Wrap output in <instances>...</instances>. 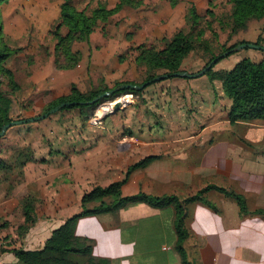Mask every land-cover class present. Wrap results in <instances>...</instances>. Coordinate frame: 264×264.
<instances>
[{"label":"crops","instance_id":"obj_1","mask_svg":"<svg viewBox=\"0 0 264 264\" xmlns=\"http://www.w3.org/2000/svg\"><path fill=\"white\" fill-rule=\"evenodd\" d=\"M142 6L143 4L137 8L125 6L119 13H122L125 21L123 22L126 25L135 24L138 19L133 17L131 12ZM170 6L173 7L171 4ZM179 12L177 11V15L173 12L169 19L164 20L168 22L166 25L161 22L162 30L154 32L158 34L156 35L158 38L167 32L168 28L180 27L183 24V18L185 23L186 13L180 15ZM146 23L147 21H141L140 25ZM133 30L129 32V36H126L122 51L147 42H142L140 40L142 38H139L135 29ZM146 35L150 36H144L145 39L152 37L153 33ZM77 42L74 43L73 49L81 52V63L84 55L75 47ZM241 58L230 62L232 63L230 68L225 69L224 63L217 64L215 67L216 72L225 71L221 80L215 77L213 85L215 92L211 89L204 92L212 100L209 107L211 115L207 116L200 125L192 124L193 136L166 140L158 138L150 144L151 146L146 147L142 146L147 143L146 140H136V142L128 143L127 146L114 147L107 144L106 155L103 150L101 155L95 154L98 151L92 150L93 147L90 151L87 148L90 145L84 146V151L80 155L72 153L70 156L67 154L57 156L49 147L47 157L45 153L42 154L34 148L33 160L29 161L25 167L24 177L22 176V185L15 181L16 170L0 168V219L10 221L11 218L21 217L23 223L21 200L26 196L38 198L37 221L27 232V238H21L18 235L17 224L11 223L4 229L14 227L16 234L12 237L19 239L17 245L12 244L9 247L13 249L43 248L55 229L61 227L68 218L82 211L81 199L85 193L96 185L107 186L96 182L104 174L108 178L114 166H118L113 165L115 164L112 162L114 156L120 157L116 164H120L123 169L126 168V171L121 172L122 175L115 178L113 182L126 178L132 164L147 156L158 155L157 159L130 173L122 187V195L129 197L143 192L158 196H178L185 208V226L189 234L184 246L192 264H264V119L231 123L229 113L232 100L225 95L223 87L226 73ZM263 58L252 59L258 62ZM80 63L72 69H60L56 65L57 71L52 65L48 66V70H44L45 79L31 76L30 80H33L39 89L53 88V86L60 88L63 84L74 81L69 90L54 97L52 99L54 100L69 94L72 84H77L72 72L80 67ZM58 73L61 81L56 77L59 76ZM187 82L180 81L179 84L184 86ZM19 85L21 88V84ZM205 85L210 87L208 83ZM110 130L111 128L108 127L106 132ZM6 134L4 136H7ZM51 145L54 143L52 142ZM103 147L101 145V148ZM140 152L143 154L139 155ZM34 161L39 162H37L38 173L31 176L28 168L35 163ZM209 185L241 193L246 199L249 213L242 214L238 201L217 188L204 193L206 201L184 202L185 199L196 195ZM44 198L46 201L41 208ZM175 217L176 210L172 205L154 207L145 202L127 201L112 212L80 217L76 233L92 242L93 254L96 257L108 258L111 264H183L176 248L178 234ZM148 219L155 221L158 225L159 229L156 231L161 239H155L157 254L150 258V263H144L139 258L142 253L140 246L143 239L137 238L135 228L131 234L125 232L122 227L125 225L133 228L140 221ZM167 232L171 235L170 239L167 238ZM16 261L15 254L8 250L2 256L0 264Z\"/></svg>","mask_w":264,"mask_h":264},{"label":"rangeland","instance_id":"obj_2","mask_svg":"<svg viewBox=\"0 0 264 264\" xmlns=\"http://www.w3.org/2000/svg\"><path fill=\"white\" fill-rule=\"evenodd\" d=\"M63 1L0 0L3 40L12 50L17 51L6 62V65L14 71L16 82L21 84L20 90L11 95L14 98L12 115L15 121L26 120L45 113L50 100L65 93L74 82L61 84L60 88L53 86V88L39 89L33 80H30L31 76L45 79L44 70H48V66L52 65L55 71L58 70L54 62L55 58H58L55 54L57 39L53 33L60 23L59 17ZM117 1L73 0L79 10H85L89 14L98 6L99 2L114 7L118 3ZM190 3H195L201 14L197 30H191L190 25L186 19L184 23L183 18L184 25L182 24L177 29L168 28L167 32L158 38L156 36L158 34L154 32L162 30L161 22L166 25L168 22L164 20L169 19L173 12L177 15V11H180V15H183ZM232 11L233 4L230 0H181L176 8L170 6L169 0H143V6L131 12L133 17L138 20L144 18L143 20H136L135 24L126 25L122 13H116L107 23L100 22L98 24L89 41L75 44V47L80 49L84 56L80 67L72 72V76H75L77 85L87 91L105 85L113 86L117 80L131 81L136 84L145 83L143 82L145 68L136 63L137 52L132 48L135 46L130 47L127 51H122V44L125 42L126 36H129V32L134 31L133 29L138 33L139 38H142L140 39L142 42L147 41V44L157 48H163L176 30L182 29L186 33L194 32L195 35L202 32L201 36L195 37L194 35L196 48L182 65V70L189 73L201 71L210 59L224 53L233 45L259 42L261 46H264V20H252L246 26L239 28L237 32L232 33ZM160 18L162 21H158ZM141 21H147V23L140 25ZM176 25H178L177 22ZM61 33L66 34L67 27L62 26ZM147 33H153V36L145 39L146 36H150L146 35ZM122 56H125L124 59L121 58ZM249 56L259 60L264 57V51L246 47L225 56L217 64L224 63L223 67L227 69L231 67L232 63L230 62L233 60L240 57H242L241 59L250 58ZM59 59L61 63H64L62 57ZM217 64L202 76L195 78L174 76L153 82L147 85L140 94H124L116 99L104 101L95 109L88 110L84 114L79 108L60 110L39 121L15 124L10 127L7 136L0 138V158L17 163L16 168L23 169L22 174H20L21 170H16L18 176L15 174L17 177L15 181L22 185L25 167L29 163L22 166L21 160L24 159L20 155L22 150L30 149V153L33 154V152L35 153L34 148H36L48 157V148L50 147L57 156L66 154L70 156L72 153L80 155L84 151V146L90 145L87 147L90 151L97 150L98 152L95 154L101 155L103 150L106 155L108 148L105 146L107 144L114 147L127 146L128 143L136 142V140H146L147 143L142 144L146 147L158 138L166 140L193 136L192 124L200 125L207 116L211 115L209 107L212 100L204 92H207V89L215 92L213 90L215 77L217 80H221L224 74L225 70L215 71ZM158 73L162 75L164 70H158ZM56 77L61 81L60 74ZM2 80L3 89L11 92L8 78L3 75ZM180 81L188 82L182 86L179 84ZM206 83L210 87H207ZM118 102L119 106L116 107ZM108 127L111 130L106 132ZM52 142L54 145H51ZM101 145L104 147L101 148ZM142 154L139 153V155ZM45 160L48 161V159ZM112 160L115 163L113 165L118 166H114V170L110 171L108 178L105 174L100 176L97 184L108 185L126 171V168L123 169L120 164H116L120 157L114 156ZM34 162L28 168L31 176L38 173V161ZM45 199L40 205L41 208H43ZM11 223L17 224L18 227L21 225L22 219L21 217L11 218L10 225ZM122 228L131 234L135 228L137 238L143 239L140 246L142 253L139 258L144 263H150V258L158 251L155 239H161L157 235L156 230L159 227L156 222L151 219L142 220L133 228L125 225ZM11 230L12 232L9 233ZM17 232L21 238H27V232L23 233L20 228L17 229ZM14 234H16L14 227L4 230L0 234V261L5 252L13 250L9 247L10 245H17L19 239H14L12 237ZM167 238H171L169 232H167ZM145 239L148 240L145 241ZM80 261L85 263L83 258Z\"/></svg>","mask_w":264,"mask_h":264},{"label":"trees","instance_id":"obj_3","mask_svg":"<svg viewBox=\"0 0 264 264\" xmlns=\"http://www.w3.org/2000/svg\"><path fill=\"white\" fill-rule=\"evenodd\" d=\"M169 1L173 7L181 2V0ZM230 1L233 4L231 14L232 33L237 32L239 28L246 26L252 20H264V0ZM142 4L143 0H119L114 7H109L107 3L105 5L99 2L98 6L89 14L85 10H79L74 5L73 0H64L61 4L59 26L53 33L57 39L55 44V54L58 57L57 59L55 58L57 67L60 69H72L76 67L81 61V52L73 49L75 42L88 41L100 22L107 23L114 14L121 12L125 6L137 8ZM185 19L190 25L191 30L196 31L200 24L201 14L195 3H190L186 7ZM62 26L67 27L66 34L61 33ZM1 28L2 25L0 23V131L5 124L14 121L12 115L14 98L11 95L20 89V85L15 80L14 72L6 66L7 60L15 55L17 51L12 50L4 42ZM201 33L195 35L194 32L186 33L180 29L172 35V38L168 40L163 48H157L147 43H141L132 47L137 52V65L145 68V79L143 82L150 81L156 76L161 75L158 73V70H164V74L170 73V77H174L173 73L182 70L184 60L196 48L195 37L197 35L201 36ZM255 43L260 45L259 42ZM237 45L231 46L226 51L231 50ZM220 55L210 59L206 66L215 58H218L217 63L222 60L224 57L222 58ZM59 57L64 59V63L60 62ZM124 57L122 56L121 58L124 59ZM3 75L8 78L11 92L5 91L2 87ZM125 83L134 82L118 80L113 86L105 85L104 87L88 91H82L77 84L73 83L69 94L62 95L48 103L46 112L61 103L70 102L71 104L65 106L61 111L79 108L84 114L88 110L95 109L104 101L116 99L124 94L137 95L143 91V89L123 88L122 85ZM223 87L225 94L232 100L229 113L231 123L264 119V58L258 62L250 58L241 59L226 73L223 79ZM114 88H117V90L112 95L99 98L101 94ZM29 150H22L20 152L21 157H24L21 160L22 166L33 160V154ZM158 157V155H150L132 164L128 169L126 178L123 180L112 182L107 186H94L81 199L82 211L68 218L61 227L55 229L43 248H14L12 252L15 254L17 261L2 264H111L110 259L96 257L93 254V244L88 238L77 235V222L80 217L85 215L112 212L127 201L145 202L154 207L174 206L176 210L175 226L178 234L176 248L181 255L183 264H192L188 259L184 246V242L189 234L185 226V208L178 196H158L143 192L129 197L122 195V187L128 180L130 173L139 167L147 165ZM17 165V163L10 162L5 158H0V168L21 170L20 174H22L23 169L16 168ZM212 188H217L227 196L234 197L240 205L241 213H249L246 199L241 193L214 185L205 187L196 195L185 199L184 202L206 201L204 193ZM37 200L38 198L34 196H26L21 200L20 206L24 222L19 225V228L23 230V233L27 232L37 221ZM9 226L10 221L1 218L0 234ZM82 258L85 259V263H81L80 260Z\"/></svg>","mask_w":264,"mask_h":264},{"label":"water","instance_id":"obj_4","mask_svg":"<svg viewBox=\"0 0 264 264\" xmlns=\"http://www.w3.org/2000/svg\"><path fill=\"white\" fill-rule=\"evenodd\" d=\"M246 47H249V48H258V49H262L264 51V46L257 45L256 43H252V42H249V43H241V44H238L236 47H233L231 50L225 51L224 53H222L220 55V57L223 58L225 56H228L232 52H236V51H238L240 49H243V48H246ZM217 61H218V58L213 59L206 67H204L199 72L189 73L188 71L180 70L178 72L173 73V76H176V77H190V78H195V77L202 76V75L206 74L213 67V65H215L217 63ZM170 76H171L170 73H165V74H162V75H158L155 78H153L152 80L147 81V82H145L143 84L125 83V84L122 85V87L123 88H134L135 90H142L147 85H149V84H151L153 82L162 81L164 79L169 78ZM116 90H117V88L111 89L110 91H106L103 94H101L99 96V98H104L106 96L112 95ZM70 104H71L70 102H64V103H61L60 105H58V106L50 109L49 111H47V112L39 115V116L31 117V118L26 119V120H19V121H15L14 120V121H12V122H10L8 124H5L2 127L1 131H0V138H2L6 134V132L8 131V129L10 127H12L13 125H15V124H19V123H23V122H34V121H39V120L45 119V118L49 117L51 114L60 111L65 106L70 105ZM118 106H119V102L116 104V107H118Z\"/></svg>","mask_w":264,"mask_h":264}]
</instances>
